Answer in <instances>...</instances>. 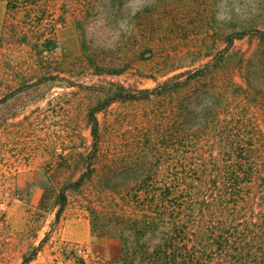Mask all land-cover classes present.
Wrapping results in <instances>:
<instances>
[{
	"label": "rangeland",
	"instance_id": "obj_1",
	"mask_svg": "<svg viewBox=\"0 0 264 264\" xmlns=\"http://www.w3.org/2000/svg\"><path fill=\"white\" fill-rule=\"evenodd\" d=\"M50 14L34 30L0 0V264H21L43 240L29 264L109 257L126 205L119 196L134 191L161 153L156 177L172 173V123L187 130L211 115L264 116V88L250 94L242 78L260 82L248 70L264 51L254 36L264 32V0H53ZM238 34L244 39L231 43ZM207 68H220L221 84L201 78ZM185 73L180 81L196 82L175 95L100 112L93 157L87 115L106 93L154 89ZM88 164L92 177L68 192L57 220L60 189Z\"/></svg>",
	"mask_w": 264,
	"mask_h": 264
},
{
	"label": "trees",
	"instance_id": "obj_2",
	"mask_svg": "<svg viewBox=\"0 0 264 264\" xmlns=\"http://www.w3.org/2000/svg\"><path fill=\"white\" fill-rule=\"evenodd\" d=\"M3 1L9 14H23L34 30L47 26L45 20L51 16L53 0ZM244 36L235 35L231 43ZM254 36L264 42L263 31ZM239 58L244 69L247 56L241 54ZM250 62L248 73H255L260 82L255 86L248 74L242 78L245 90L254 94L259 86L264 88V51L258 49ZM220 71L207 68L201 78L211 76L214 83L221 84ZM190 75L174 76L154 89L121 87L106 93L87 115L93 157H98L100 112L119 101L148 102L175 95L186 84L196 82L192 77L180 81ZM176 125L172 123L168 134L171 175L166 179L156 177L164 164L161 153L157 165L142 175L134 191L119 196L126 205L116 214L118 222L111 229L109 257L89 262L66 258L69 264H264V116L261 121L249 115H211L204 126L175 130ZM162 144H167L165 138ZM147 158L145 155L144 165ZM86 166L87 173L60 189L57 220L67 205L68 192L79 190L92 177L93 165ZM44 243L21 264L35 261Z\"/></svg>",
	"mask_w": 264,
	"mask_h": 264
}]
</instances>
